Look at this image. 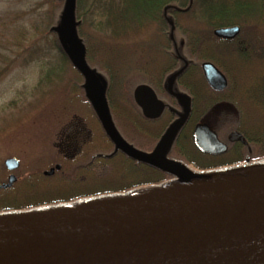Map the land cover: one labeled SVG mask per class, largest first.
I'll use <instances>...</instances> for the list:
<instances>
[{"label":"flooded vegetation","instance_id":"af4514ba","mask_svg":"<svg viewBox=\"0 0 264 264\" xmlns=\"http://www.w3.org/2000/svg\"><path fill=\"white\" fill-rule=\"evenodd\" d=\"M157 28L159 33L163 32L162 25ZM213 31L214 28V35ZM207 39L210 49L203 51L201 60L179 55L177 43L172 40L151 42L147 49L142 47L140 56L143 58L140 57L134 66L139 75L135 82L132 81L134 75L130 81L124 78L126 69L122 66L119 68V61L114 58L116 50L110 58L107 83L99 78L105 90L106 109L114 135L137 152L153 154L162 136L182 119L165 146L162 157L189 174L201 175L240 167L247 155L249 165L254 166L257 159L255 153L251 152L255 141L249 140L243 126L253 120L250 115L257 110L264 118V76L257 90L248 94L244 90L243 76L240 78L230 74V68L210 53L215 45L222 53L229 51L242 57V40L230 42L216 35H207ZM203 61L212 62L224 74L226 86L223 89H215L208 84L202 70ZM80 76L83 78V94L91 105L93 119L74 117L51 122L46 127V136L37 139H3L7 142L0 143L1 154L4 155L0 183L6 182L11 173L15 175V180L8 187H0V192L3 191L0 195L12 191L17 201L40 206L70 204L77 202L78 199L73 197L79 194L100 190L137 193L182 180L178 174L142 160L118 144L99 120L84 84L85 77L82 73ZM123 87L126 90L124 94ZM142 87L147 90H140ZM198 123L209 125L217 138L226 144V149L220 153L198 149L193 138ZM234 130L244 134L248 143L230 141L228 135ZM10 157L18 161V166L12 170L4 165L5 159ZM57 165L59 168H56ZM107 166L112 168L114 174L98 178V170ZM51 168L53 172L46 173ZM53 200L57 202L50 203Z\"/></svg>","mask_w":264,"mask_h":264},{"label":"water","instance_id":"95a60500","mask_svg":"<svg viewBox=\"0 0 264 264\" xmlns=\"http://www.w3.org/2000/svg\"><path fill=\"white\" fill-rule=\"evenodd\" d=\"M63 10V44L84 75L108 133L132 155L176 173L182 180L130 195L27 210L28 214H1L0 264H264V172L200 181L211 176H190L164 160L165 146L182 119L162 136L153 154L137 152L122 143L113 133L104 88L83 60L84 45L74 30V0H65ZM238 31V25H230L217 27L213 33L229 39ZM202 70L210 86H226V77L216 65L205 61ZM193 138L201 151L220 153L226 149L206 123L197 124ZM228 139L247 144L237 130L231 131ZM17 163L14 157L4 161L8 170L15 169ZM217 175L221 174L212 177ZM14 180L15 175L9 174L0 187H8ZM158 189L162 193L143 196ZM92 201L100 203L90 205ZM55 208L60 209L51 211Z\"/></svg>","mask_w":264,"mask_h":264},{"label":"rangeland","instance_id":"374dc122","mask_svg":"<svg viewBox=\"0 0 264 264\" xmlns=\"http://www.w3.org/2000/svg\"><path fill=\"white\" fill-rule=\"evenodd\" d=\"M89 2L90 0H81L83 6ZM50 8L49 0H0V143H6L7 140H3L5 138L37 139L46 136L48 130L46 127L51 122L71 120L74 117L92 120L94 117L91 114V105L83 94L82 76L73 69L66 58L61 56L54 42L55 35L53 33L42 35L41 25L46 22ZM82 12L83 10H79V13ZM252 12L256 13L255 10ZM97 18L94 17L93 24L86 18L80 26L81 31L88 33L93 39L90 54L100 58L102 50L99 48L105 45L102 36L105 35L108 38L106 50L108 64L105 63L104 70L108 73L110 58L117 50L114 58L118 59L119 68L122 66L126 69L123 77L130 81L134 75L132 81L135 82L139 75L134 66L141 57L138 51L145 43L146 45L151 42L164 43L167 34L159 33L157 26H153L155 24L142 25L138 29H126L124 33L114 32L113 28H109L104 34L98 31L97 25L95 26ZM178 19L183 29L208 32V27L204 23H198L192 16L184 15ZM168 21L171 20L168 18ZM263 31L264 26L254 28V39L259 40ZM238 35H240L238 39L249 46L243 36ZM211 36L214 37L213 34ZM145 39L149 40V44L144 41ZM207 43L208 40L203 43L204 52L206 48L210 49ZM258 46L259 42L251 50L242 47V57L234 52L222 53L215 45L212 46L213 50H210V53L219 57L223 64L230 68V74L238 75L240 78L243 76L246 88L244 90L248 94L257 90L264 76V51L261 49L255 51ZM105 76L100 77L107 83L105 79L107 75ZM125 91L123 87V94ZM109 94L112 95V92ZM250 117L253 120H249L243 128L253 135H262L264 118L260 110L255 111ZM259 157L261 160L257 161L264 163V156ZM3 158L4 155L1 154L0 179L3 177L1 165ZM248 167L249 164L244 163L239 168ZM111 169L107 166L103 170H98V178L112 176L114 172ZM198 175L200 174H193ZM8 193L13 194L12 191Z\"/></svg>","mask_w":264,"mask_h":264},{"label":"trees","instance_id":"16d2710c","mask_svg":"<svg viewBox=\"0 0 264 264\" xmlns=\"http://www.w3.org/2000/svg\"><path fill=\"white\" fill-rule=\"evenodd\" d=\"M49 3H51L49 15L47 16V20H45L46 22L41 25L43 27L41 30L43 32L42 35L53 33L58 51L62 57L70 62V57L63 44L60 31L65 0H49ZM183 8H187V10L184 11L182 10ZM79 10H83V12L79 13ZM253 10H255V14L252 12ZM184 15L194 17L198 23H204L208 27V32L199 29L181 28L182 23L178 18ZM252 15L255 17L253 18ZM94 17H98L95 26L97 25L98 31L104 34L109 28H113L114 32L124 33L126 29H138L146 24H155L153 26L157 27L162 25L163 32L167 34L170 26L167 20L169 18L174 26L173 35L177 43L179 55L184 57L193 56L199 60L203 59V43L205 40H208L207 35L212 34V29L218 26L234 24L239 25V34L243 36L244 41H247L249 45L242 44L244 49L251 50L259 42V46L255 48V51H259L260 49L264 51V31L259 40L253 37L254 28L264 26V0H90L84 6L81 0H74V30H76L78 39L83 42L85 48L84 57L89 64V68L99 77L107 75L104 65L106 66L105 63L108 64V55H106L108 38L102 35L104 36L103 42L105 45L99 48L102 50V54L98 58L90 54L91 42L93 41L91 35L80 29L86 18L90 19L93 24ZM239 36L228 41H238ZM165 40L171 41L168 36ZM255 40H257L256 43ZM144 41H147L149 44L148 39ZM145 45L146 43L142 47L147 49L149 45ZM141 52L142 49L138 51L139 56ZM243 131L249 140L253 139L255 141L252 143L251 153H255L257 157L264 156V133L262 135L259 134V138L255 139L258 135H253L244 128ZM110 192L100 190L93 193L79 194L73 198L100 197ZM8 194L5 193L4 196L0 195V213L10 214V212H17L22 209L37 210L41 207L38 204L17 201L16 195ZM51 202L57 201L53 200Z\"/></svg>","mask_w":264,"mask_h":264},{"label":"bare ground","instance_id":"6f19581e","mask_svg":"<svg viewBox=\"0 0 264 264\" xmlns=\"http://www.w3.org/2000/svg\"><path fill=\"white\" fill-rule=\"evenodd\" d=\"M261 172H264V166L263 167H259V168H256V169H250V168H247V169H237V170H232V171H228V172H225L221 175H217V176H214V177H209V178H206V179H200V181H214V180H218V179H224V178H237V177H244V176H251V175H255V174H259ZM173 188V187H172ZM175 189V187H174ZM162 193V189H158V190H149V192H146L145 194H143V196H152V195H156V194H160ZM114 200H110L108 202H112ZM100 202H90L89 204L90 205H97L99 204ZM60 208H55V209H52L51 211H55V210H59ZM23 213L25 214H28L27 211H24ZM7 217V216H5ZM0 218H2L0 216Z\"/></svg>","mask_w":264,"mask_h":264}]
</instances>
